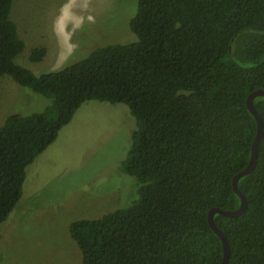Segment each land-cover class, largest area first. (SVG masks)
Segmentation results:
<instances>
[{
	"label": "trees",
	"instance_id": "1",
	"mask_svg": "<svg viewBox=\"0 0 264 264\" xmlns=\"http://www.w3.org/2000/svg\"><path fill=\"white\" fill-rule=\"evenodd\" d=\"M13 2L0 0V76L51 103L0 126V240L27 167L81 104L123 102L137 126L121 168L137 178L138 197L70 224L82 264H222L223 243L208 213L241 204L233 178L248 166L257 134L247 98L264 88V0H135L133 41L40 73L17 62L26 44ZM46 54L35 47L30 56L37 62ZM255 105L264 121V96ZM239 187L245 211L215 214L230 243L228 264H264V136Z\"/></svg>",
	"mask_w": 264,
	"mask_h": 264
},
{
	"label": "rangeland",
	"instance_id": "2",
	"mask_svg": "<svg viewBox=\"0 0 264 264\" xmlns=\"http://www.w3.org/2000/svg\"><path fill=\"white\" fill-rule=\"evenodd\" d=\"M134 1L14 0L12 18L26 44L17 62L40 73L78 61L100 46L133 41ZM35 47L47 48L43 60L31 59ZM50 103L11 75L0 76V126L13 113L40 112ZM136 126L123 102L81 104L27 167L23 196L1 226L0 264H82L70 224L99 218L138 197L137 178L121 168Z\"/></svg>",
	"mask_w": 264,
	"mask_h": 264
},
{
	"label": "water",
	"instance_id": "3",
	"mask_svg": "<svg viewBox=\"0 0 264 264\" xmlns=\"http://www.w3.org/2000/svg\"><path fill=\"white\" fill-rule=\"evenodd\" d=\"M259 96H264V88H258L256 90L252 91L248 95V98H247L248 107H249L250 111L252 112V114L255 116L256 121H257V134H256V138L254 140L253 146H252L251 159H250L248 166L246 168H244L243 170H241L240 172H238L233 178V187H234V190L236 191V193L241 198V204L235 210H224L220 207H215V208H212L208 213L209 224L212 227V229L221 238L222 243H223L224 257H223L222 264H228L231 248H230V243H229V240H228L226 234L224 233V231L221 229V227L218 225V223L215 220V214L220 213V214H222L224 216H228V217H237V216L241 215L247 207V197H246L245 193L240 189L239 181L243 176L252 172L254 170V168L256 167L257 159H258L259 146H260V143H261L262 138L264 136V121H263V118L260 115V113H259V111L255 105V99Z\"/></svg>",
	"mask_w": 264,
	"mask_h": 264
}]
</instances>
